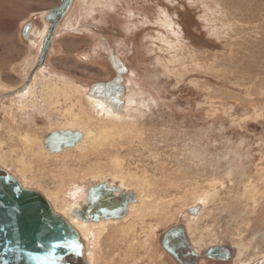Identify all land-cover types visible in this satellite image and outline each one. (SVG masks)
<instances>
[{"label":"rangeland","instance_id":"1","mask_svg":"<svg viewBox=\"0 0 264 264\" xmlns=\"http://www.w3.org/2000/svg\"><path fill=\"white\" fill-rule=\"evenodd\" d=\"M228 1L76 0L46 66L37 72V85L46 78L64 84L76 81L85 87L109 81L116 76L108 60L112 47L129 67L125 75L127 103L121 118L136 123L131 139L119 143L125 149L115 144L122 153L123 169L136 175L132 182H146V190L170 198L169 203L175 201L171 212H161L146 224L134 218L111 227L96 256L98 264H173L166 261L157 235L146 248L142 246L150 234L149 226L157 222L162 231L185 220L195 203L189 200L188 188L210 174L226 178L222 162L227 164L233 186L221 189L192 222L193 239L202 240L198 242L202 246L195 244L199 249L228 241L241 245L244 255L224 264H256L264 255V0H237L240 4L233 9L246 27L235 33L227 24L224 7L231 9ZM60 2L4 0V8H0L1 87L22 84L38 54L40 42L23 38L24 25L32 21V35L41 36L45 26L37 15ZM257 4L260 10L255 9ZM31 94L24 96L29 97L26 100ZM21 99L14 96L0 101V160L59 207L66 201L76 204L84 196L73 201L72 188L83 180L87 185L91 182V175L82 173L91 171L88 165L96 171L102 165L108 169L115 149H110V158L104 154L103 161L98 154L83 160L77 149L49 157L36 147L35 157L10 127L43 135L55 113L42 107L22 114V109L18 111ZM104 106L111 108L107 103ZM132 111L136 118L129 116Z\"/></svg>","mask_w":264,"mask_h":264},{"label":"water","instance_id":"2","mask_svg":"<svg viewBox=\"0 0 264 264\" xmlns=\"http://www.w3.org/2000/svg\"><path fill=\"white\" fill-rule=\"evenodd\" d=\"M75 1L61 0L59 5L37 15L46 26L41 40L32 35V21L24 25L23 38L40 42L39 52L24 82L12 89L0 90V101L17 96L28 88L35 74L46 66L62 24ZM73 31L82 33L79 29ZM108 60L116 76L109 81L89 85V91L106 93L109 100L105 102L108 105L121 96L122 106L126 94L125 75L129 67L110 46ZM83 136L78 129H56L44 135V144L49 152H62L76 146ZM137 200L134 190L120 187L117 182L112 183L109 179L91 181L85 188L84 200L72 209L70 218L83 222L122 219ZM200 206L189 208L185 220L173 223L159 233L161 249L173 264H201L206 261L224 264L234 261L238 247L233 242L214 243L202 249L195 247L188 232L187 220L200 211ZM87 253L86 239L70 219L56 211L42 191L26 186L0 164V264H90ZM256 264H264V257Z\"/></svg>","mask_w":264,"mask_h":264},{"label":"bare ground","instance_id":"3","mask_svg":"<svg viewBox=\"0 0 264 264\" xmlns=\"http://www.w3.org/2000/svg\"><path fill=\"white\" fill-rule=\"evenodd\" d=\"M228 2H229V7H231V9L227 10L224 7V10H225V13L227 16V24L229 26H231V28L233 29V33H235L236 31L238 32V30L243 31L244 30L243 27H246V23H242L240 21V19L238 17V16H240V13L237 11H234V9H233V6L237 7L236 4H240V3L237 2V0H229ZM241 4L243 5V3H241ZM254 7L257 10H260V7L258 4L256 6L254 5ZM0 8H4V0H0ZM242 11H243V9H242ZM0 17H1V14H0ZM216 19L219 20L217 17H216ZM229 20L234 21V24H232ZM243 21L248 22V20L245 17L243 18ZM33 30H34V28H33ZM45 31H46V26L42 32V35L41 36L36 35V36H38L39 39L41 40L43 38ZM35 32H37V31H35ZM226 32L228 33V31H226ZM229 33H230V31H229ZM230 36H231V34H230ZM32 40H33V38H32ZM33 41H35V40H33ZM35 43H37V42H35ZM39 48H40V46H39ZM38 52H39V50H38ZM34 63H35V60L33 61V63H31V65L32 64L34 65ZM33 65L31 67H33ZM36 75H37V73L35 74L34 80L30 84V87L28 86V88H26L20 94L15 96V97H19V96L22 97V99L20 101V108L18 107V111H19V109H22V112H21L22 114H28V113L31 114V111L33 109H35V108L41 109L42 107H44L46 109V110L45 109L44 110L50 112V114L55 113V114H53L55 117L50 115L51 121H50V123L46 129V131H47L46 133H48L49 131H52V130H56V129H78V130L83 132L84 136H83V139L76 146H74L72 148H68L62 152H53L52 153L46 149L45 144H44L45 143L44 135L46 133L43 135H32V133L29 132L28 130H26L25 133H21L16 129V127H14V125L11 126L10 131L12 133H16V134L18 133L19 138L23 141V143L26 146L25 149L27 150V152L33 153V155L35 156L36 150H37L36 147H38V152H41L40 154H44V155L50 157V156H55V155L58 156L59 154L64 153L66 151L77 149V151L78 150L82 151L81 153L84 155L83 160H88L92 157V155L98 154L99 155L98 158L101 161H103L104 154L107 156V158H110L109 157L110 156V153H109L110 149L111 150L115 149L114 151L112 150L114 152L113 153L114 157L111 158V165L108 167V169H104V165L101 166L99 164L98 166H101V169H98V171H96V170H94V168L93 169L91 168L92 166L89 167V165H88V167L87 166L86 167H87V169H89L91 171L90 172L85 171L84 173H82L81 176L86 177L87 175L88 176L91 175L90 181H103V180L109 179L112 183L117 182L120 185V187L134 190L138 195V200L135 203H132L130 205L129 213L122 219H108V220H101L99 222H94V221L83 222V221L77 220L76 218H72V219L70 218V214H71L72 209L76 205H78V203L80 201H78L76 204H72V202L69 203V201H66V202H63V204H61V207H59V203H56L54 200L50 199V197L47 196L46 193H44L42 191L48 197V199L50 200L51 204L54 206L56 211L62 213L67 218H69L71 223L75 225V227L80 231L82 236L86 239L87 252H88L87 255H88L90 264H98L96 256L100 255V251H102V249H103L102 246H103L105 234L107 233V231H109V229L111 227L118 226L122 223L131 222V220L133 222L134 218H135V220L139 219L140 222L146 224L148 219H151V221H152L154 219V217H157L158 214L161 212H164V211L171 212L170 210L172 209V206L175 204V201H174V204L169 203L168 200H170V198L167 197L168 200L163 199L164 197L159 198V196L157 195L156 192L152 193L151 191L146 190L145 185H144L146 182L144 184H142L140 182L142 185L139 184V181L132 182L136 178V175L132 174V173L126 174L124 169H123V163H122V158H121L122 153H121L120 149H123V148L125 149V146H124V144L120 145L119 143L123 139L130 138L131 136H133L135 133V127H136L135 121L131 120L130 118L127 120H124V119L122 120V118H121L122 117L121 114L124 112V105L127 103L126 99H125V103L121 106V103H120L121 96H120L119 99L110 101L111 102V104H110L111 108L106 109V108H104V107H106V106H104L106 104L105 101L109 100V99H107V95H105L106 93L97 92L96 90L95 91H93V90L89 91L88 90L89 91L88 92L89 95H88L87 89H85L86 87L82 86V85L80 86L78 83H76V81L72 82L70 84H64V83L53 82L51 79L46 78L42 84L39 83V85H37L39 81H38V79H36L37 78ZM88 87L90 89V86H88ZM7 88L8 87H3V86L1 87L0 86V90H4ZM9 89H12V88H9ZM126 90H127L126 93H128L127 87H126ZM28 92H31L34 95L31 94L32 95L31 98L26 100L29 97H24V96H26L28 94ZM110 94H112V93H110ZM49 99H50V103H49ZM88 109L93 110V111L95 109V112L88 111ZM12 114H13V112H12ZM99 114H103L102 118H100ZM135 115H136V112H134V111H132L129 114V116H131V118L135 117ZM84 116H86L87 119H85ZM136 122H137V119H136ZM27 126H28V124H27ZM31 128L33 129V127H31ZM137 128H139V127H137ZM143 128L144 127H142V129ZM142 131H145V130H142ZM137 132H138V130H137ZM139 133H141V132H139ZM140 139H139V141H140ZM117 143L122 148L118 149V147L115 146V144H117ZM102 155H103V157H102ZM23 160H24V158H23ZM0 164L9 170L8 165H6V163H4V161L0 160ZM30 165H32V162ZM222 168H225L224 172L227 174L226 178H224V176H219L218 173L217 174L216 173L210 174L208 177L206 176L205 179L202 181H199V180L194 181L193 187L190 186L188 188V196L190 198L189 200H191L192 203L195 202L192 207H194L196 205H201L200 211L196 215H190L191 218H189L187 220L188 232H189L191 239H192V222H196L194 219L196 217L198 218L202 214V212H203L202 209H203L204 204H205V207H207V204L209 203V205H210V203L212 201H214L216 199V197L221 193V189L231 188L233 186L232 179L230 178L231 175L228 176L229 170L227 169V164L225 162H222ZM184 170H185V168H184ZM14 175H16V174H14ZM181 176H183V174ZM188 177H189V174H188ZM18 178H20V177H18ZM20 180H22V179L20 178ZM86 181L87 180H83V182H81L82 184H79L76 182L77 186L72 188V190H74V193H75V196H74L75 198L73 199V201L76 200L77 198L81 197V196L85 197V188L88 186L87 185L88 182H86ZM204 181L207 183L203 185ZM22 182H23V180H22ZM168 183L172 184V182H168ZM81 185H85V187L81 188ZM148 185H149V183H148ZM162 185H161V188H163ZM26 186H29V185H26ZM29 187H31V186H29ZM151 189H152V187H151ZM166 192H168V191H166ZM163 196H164V194H163ZM81 200H84V198ZM179 200L181 201V199H179ZM199 202H201V204ZM131 225L135 226L134 223ZM149 225H150V223H149ZM159 226L160 225L157 222H156V225L151 223V227L149 226L150 234L148 233L146 235L145 240L142 243V246L144 248H146V245H148L147 243L149 242V240H151L153 235L154 236L157 235V239H158L159 233L161 232ZM137 227H140V226H137ZM133 229H134V227H133ZM145 233H146V230H145ZM261 235H263V234H261ZM262 237H260V238H262ZM133 238H135V237H133ZM256 240H258V242L260 241L258 238H256ZM192 241H193V243H196V244H199L200 242H202V240L196 241L194 239H192ZM196 244H195V247H196ZM200 246H202V245H200ZM236 246L238 247V256L236 259H238L239 256L244 255L243 254L244 250L242 251V249L240 247L241 245L240 246L236 245ZM196 248L199 249L198 247H196ZM255 250H257V249L255 248ZM258 253H259V250H258V252L254 253L255 254L254 256L255 257L259 256ZM254 256H253V258H254ZM262 257H264V255L263 256L260 255L259 259Z\"/></svg>","mask_w":264,"mask_h":264},{"label":"flooded vegetation","instance_id":"4","mask_svg":"<svg viewBox=\"0 0 264 264\" xmlns=\"http://www.w3.org/2000/svg\"><path fill=\"white\" fill-rule=\"evenodd\" d=\"M32 40V39H31ZM30 87V86H29ZM87 87V86H86ZM88 90L89 88L87 87V94H88ZM89 95V94H88ZM193 239V237H192ZM197 247V246H196ZM166 261L169 262V263H172L171 259L166 255Z\"/></svg>","mask_w":264,"mask_h":264}]
</instances>
